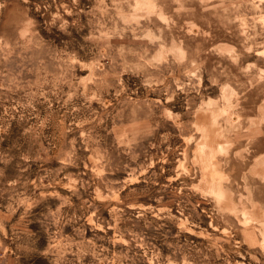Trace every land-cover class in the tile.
<instances>
[{
	"label": "rangeland",
	"instance_id": "374dc122",
	"mask_svg": "<svg viewBox=\"0 0 264 264\" xmlns=\"http://www.w3.org/2000/svg\"><path fill=\"white\" fill-rule=\"evenodd\" d=\"M2 2L4 0H0V3ZM106 2L110 15L115 16L117 30L129 26L135 28L137 24L150 29L153 34H157V29H160L159 34L166 47L170 46L172 41H183L184 48L194 50L203 62L205 72L201 94L207 98L206 103L214 107L209 109L208 118L202 121V129L197 131L193 128L196 132L193 143L189 146L185 141H180V144L190 147L189 155L194 158L199 141L200 151L205 157L203 166L195 173L196 180L188 181L189 183L205 181L208 187L215 191L217 182L223 186L224 177L227 176L231 195L226 196V199L231 201L229 207L233 215L230 219L236 222V228L230 238L227 237L224 231L227 225L218 227L220 222L213 219L210 213L212 206L203 197H196L188 203V210L192 213L191 222L197 227L191 231H181L169 222L168 226L176 234L172 237V242L177 249L190 253L195 264H264V251L260 247L264 242V232L261 231V222H264L261 220V210H264V0H136L137 8L122 5L119 10L112 5L111 0ZM153 4L155 8L152 7ZM37 5H40L39 12L36 10ZM63 5L79 11L77 25L70 28L76 38L72 45H62L59 48L52 46L44 59L30 58L28 55L21 59L17 54H13L11 59L5 58L0 62V85H3L0 88V123L8 125L7 131L0 134V158L7 160L12 157L10 164L0 163V168L6 167L7 183L16 178L21 166L26 167L24 176L31 182L28 195L35 192L42 200L53 205V211H63L69 216L82 218L92 203L91 197L96 195L94 187L87 191L81 189L80 195H73L68 187L59 185L55 193L51 187L44 191H41V188L49 184L45 177L59 169V161L55 158L59 149L74 145L80 149L78 155H87V150L80 148L84 140L81 128L87 130L90 127L88 118L91 114L83 108L79 113L69 111L71 105L79 106L83 103V96L72 97L66 105L65 102L69 98L64 93L68 92V86L62 85L63 92L59 94H53L51 90L66 78L62 59L66 55H72L73 50L80 57L84 54L85 42L80 36L91 30L88 13L94 9L95 0H79V4L75 6L72 0H47L46 4L42 0H28V3H25V0H10L6 9L0 11V35L14 37L16 23L25 13L42 23L51 20L52 15L59 10L71 24L75 17L64 13ZM154 12L156 14H152ZM121 15L124 19H120ZM141 17H148L151 24ZM105 22L110 29L113 27L110 20ZM52 32L58 33V29L53 28ZM42 35H47V32ZM96 35L100 36L101 33L97 32ZM130 36L131 33L125 32L122 39L109 32L106 37H102L99 47L90 48L89 53L104 55L107 58L115 52L129 60L145 52L156 57V52L149 51L151 45H148V41L133 42L129 39ZM20 38L24 39V36L21 35ZM105 40L108 48L103 46ZM168 50L172 51L171 47H168ZM84 63L85 61L81 60L74 75L79 81L80 93L86 94L93 85L87 83L90 70L84 67ZM101 63L106 64L107 59ZM209 74L217 78V84L211 83ZM121 79L125 82V90L130 92L133 101L156 98L154 93H144L137 77L125 73ZM9 88L12 91H7ZM104 95L108 98L115 94L109 90ZM29 100H32V107L27 112L17 106ZM216 101L220 103L216 104ZM91 107L98 114L110 112L112 105L109 101V107L105 109L103 104L93 100ZM183 111H187V108ZM229 118L230 124L226 123ZM108 123H111L110 119ZM209 124L213 126L209 128ZM103 128L101 125L100 130ZM112 139V136H108L105 143H110ZM217 152H226L227 155H215ZM21 154L31 155L35 159L23 161L20 159ZM207 158H211V166L207 164ZM169 159L171 160V157ZM172 167V163L165 165L166 172L162 179L164 184L171 182L176 186L179 181H171V177L175 175L171 171ZM68 171L74 175L82 174L83 179L92 183L89 178L93 173L83 162L78 168ZM60 177L64 179L63 172ZM126 177V172L115 171L111 178ZM68 183L69 180L64 179V184ZM141 187V183L133 182L123 189L120 199L125 203L136 200L138 203L146 202L156 206L155 202L146 196L137 198L134 193L130 194V189ZM61 197L65 199L62 201ZM69 197L71 207H61L62 203L67 204ZM106 203L99 199L95 201L99 207L97 215L107 228L106 235L111 238L110 242L98 241L96 236H103L105 233L99 232L98 229L93 230L91 223H88L86 230H78L71 222L64 224L60 232L53 228L52 242H68L73 251H78L81 245L103 248L104 254L113 264H120V250L127 251L129 245L119 243L116 233L110 227L114 223L112 217L116 202L113 201L110 208L105 207ZM163 203L168 204L173 215L177 217L180 215L179 209L184 207L170 201L168 196H165ZM119 206L123 208L124 204ZM4 210H7L6 206ZM33 211L39 214L46 213L47 209L45 204L41 203ZM125 211L130 214L133 209L128 208ZM189 211H185V215H188ZM22 212L23 209L8 222V235L4 237V242L8 245L5 249L8 264H47L39 258L29 260L22 256L11 239L12 226L19 224L27 232L38 234L40 248H44L48 243L41 225L33 223V217L26 219L21 215ZM237 213L240 214L238 221ZM40 218L43 219V216ZM80 222L83 223V219ZM124 223L121 222L122 227ZM124 239L131 237L125 236ZM153 246L160 247L163 254H171V249L160 244L155 238ZM136 253L144 254L141 246L134 245L133 251H127L130 259L124 264H133ZM68 259L72 260L71 254ZM76 264H94V257L85 255L83 260L77 261ZM147 264H152V261H147Z\"/></svg>",
	"mask_w": 264,
	"mask_h": 264
},
{
	"label": "clouds",
	"instance_id": "9594fccd",
	"mask_svg": "<svg viewBox=\"0 0 264 264\" xmlns=\"http://www.w3.org/2000/svg\"><path fill=\"white\" fill-rule=\"evenodd\" d=\"M42 2L46 4L47 0H42ZM8 3L10 0L0 3V11L5 10ZM25 3H28V0H25ZM111 3L117 10L122 5L129 8L138 7L136 0H111ZM72 4L78 5L79 0H72ZM152 7L155 8V5L153 4ZM63 8L64 13L75 17L71 24L59 10L52 15L51 20H45L42 23H38L36 19L25 13L16 23L14 37L0 35V62H3L5 58L11 59L13 54H17L21 59L25 55L30 58L44 59L47 58V52L52 46L59 48L62 45H72L76 38L70 28L77 25L79 11L67 5H63ZM36 10L40 11V5H37ZM88 15L91 30L80 36V39L85 42L84 54L80 57L73 50L72 55H66L62 59L66 78L51 90L53 94H59L63 92L62 85H67L68 92L64 95H67L69 100L65 102L66 105L72 97L83 96V103L79 106L71 105L69 111L79 113L83 108L91 114L88 118L90 127L87 130L81 128L84 140L80 148L86 149L87 155H78L80 149L74 145L59 149L55 157L59 161V169L54 174L45 177L49 184L43 186L41 191L51 187L55 193L59 185L68 187L73 195H80L81 189L87 191L94 187L96 195L91 197L92 203L82 218L69 216L63 211H53V205L42 200L35 192L28 195V186L31 182L24 176V172L27 171L26 167L21 166L16 178L7 183H5L6 167L0 168V264H8V258L5 255L8 245L4 242V237L8 235V222L16 213L21 212V209H23L21 215L26 219L33 217L32 222L41 225L48 242L44 248H40L38 234L27 232L19 224L13 225L11 239L16 248L20 250V254L27 259L39 258L47 264H76L77 261H82L85 255H92L94 264H113V261L104 254L105 249L103 248L81 245L78 251H73L68 242L64 244L52 242L53 228L56 232H60L64 224L69 222L78 230H86L88 223H91L93 230L98 229L99 232L105 233L103 236L97 235L96 239L110 242L111 238L106 235L107 228L103 226L101 217L97 215L99 211V207L95 204L97 199L106 201L105 207L109 208L113 201L116 202L112 217L114 223L110 227L116 233L118 242L128 244L127 251H133L134 245L142 247L144 254L136 253L133 264H137V261L139 264H147L149 260L152 264H195L190 253L176 248L172 242V237L176 234L168 226L171 222L181 231H191L197 227L191 222L192 213L188 210L189 202L196 197H203L212 206L210 213L213 219L220 222L218 227L227 225L224 229L227 237L230 238L236 228V222L230 219L233 215L229 207L231 201L226 199V196L231 195L227 176L224 177L223 186L217 182L215 191L209 188L205 181L189 183L188 181L196 180L195 173L200 166H203L205 157L200 151L199 141H197L198 147L194 158L189 155L191 148L180 144V141H185L189 146L193 143L196 137L193 128L200 131L203 127L202 121L208 118L209 109L214 107V105L207 104V98L201 94L205 72L203 62L194 50L189 51L184 48L183 41H172L170 46L166 47L165 41L159 34L160 29H157V34H153L150 29L137 24L135 28L129 26L126 29L117 30L115 16L110 15L106 0H95V7ZM120 19H124L123 15ZM141 19L151 24L148 17H141ZM106 20L111 21L113 25L111 29L105 22ZM125 23L128 24V21L125 20ZM53 28H57L58 33H53ZM45 31L47 35H42ZM97 32L101 35L97 36ZM109 32L122 39L125 32L131 33L129 39L133 42L148 41V45H151L149 51L156 52V57H152L149 52L131 60L115 52L107 58L104 55H90L89 49L99 47L102 37H106ZM21 35L24 39L20 38ZM148 45L145 47L147 48ZM103 46L109 47L106 40ZM168 47H171L172 51H169ZM105 59L107 63H101ZM81 60L85 61L84 67L90 70L87 83L93 85L86 94L80 93L79 81L74 75ZM125 73L137 77L144 93H154L156 98L133 101L130 92L125 90V82L121 79ZM209 79L212 84L218 83L217 78L211 74H209ZM2 87L3 85H0V88ZM109 90L115 95L105 98L104 94ZM7 91H12V89L9 88ZM93 100L103 104L105 109L109 107V101H111V111L97 114L91 107ZM215 103L219 104L220 101ZM17 106L27 112L32 107V100ZM185 108L187 111H183ZM226 123L230 124V118ZM101 125L104 126L102 131L100 130ZM212 126L209 124V128ZM7 127L6 123H0V134L5 133ZM108 136H112L113 139L110 143H105ZM215 155L224 156L227 153L217 152ZM20 159L32 161L35 157L21 154ZM11 160L12 157H8L7 160L0 158V163L7 165L11 163ZM81 162L93 173L89 178L91 184L83 179L82 174L74 175L68 171L78 168ZM206 162L211 166V158H207ZM170 163L174 165L171 171L175 173L171 181H179L176 186H173L171 182L163 183L165 165ZM115 171L126 172L127 177L111 178ZM61 172L64 173V179L69 180L67 185L60 177ZM133 182L141 183L143 187L130 189V194L134 193L137 198L146 196L154 201L156 206L146 204V202L138 203L136 200L125 203L120 199L123 189ZM165 196H168L173 203L184 205L179 209V217L173 215L168 204L163 203ZM64 199L61 197L62 201ZM41 203L45 204L47 212L34 213L33 209ZM121 203L124 204L123 208L119 206ZM61 207L70 208L71 198H67V204L62 203ZM128 208L133 209L130 214L125 211ZM185 211H189V214L185 215ZM41 216L43 219L40 218ZM239 218L240 214L237 213L236 220L238 221ZM81 219L83 223L80 222ZM261 220L264 221V210H261ZM122 221L125 222L123 227L121 226ZM261 231L264 232V222H261ZM125 236H130L131 239L125 240ZM153 238L160 244L167 245L171 249V254H163L160 247H154ZM260 247L264 251V242ZM120 251L122 253L120 264H124L130 257L127 251L123 249ZM69 254L72 260L68 259Z\"/></svg>",
	"mask_w": 264,
	"mask_h": 264
}]
</instances>
